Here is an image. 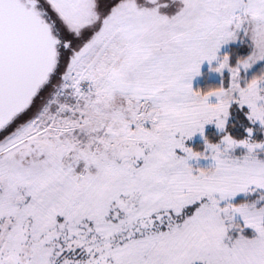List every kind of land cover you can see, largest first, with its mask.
Here are the masks:
<instances>
[{"label":"snow or ice","instance_id":"6c2138e0","mask_svg":"<svg viewBox=\"0 0 264 264\" xmlns=\"http://www.w3.org/2000/svg\"><path fill=\"white\" fill-rule=\"evenodd\" d=\"M0 264H264V0H0Z\"/></svg>","mask_w":264,"mask_h":264},{"label":"rangeland","instance_id":"374dc122","mask_svg":"<svg viewBox=\"0 0 264 264\" xmlns=\"http://www.w3.org/2000/svg\"><path fill=\"white\" fill-rule=\"evenodd\" d=\"M213 77L211 74L206 75L205 77L200 78V83L202 85L212 82Z\"/></svg>","mask_w":264,"mask_h":264}]
</instances>
